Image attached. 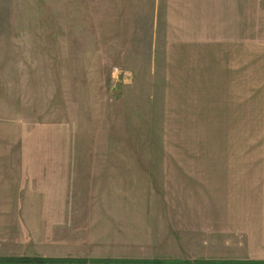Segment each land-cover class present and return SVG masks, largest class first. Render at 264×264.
I'll list each match as a JSON object with an SVG mask.
<instances>
[{
  "label": "rangeland",
  "instance_id": "1",
  "mask_svg": "<svg viewBox=\"0 0 264 264\" xmlns=\"http://www.w3.org/2000/svg\"><path fill=\"white\" fill-rule=\"evenodd\" d=\"M184 1L0 0V258L257 264L226 251L231 64Z\"/></svg>",
  "mask_w": 264,
  "mask_h": 264
},
{
  "label": "crops",
  "instance_id": "2",
  "mask_svg": "<svg viewBox=\"0 0 264 264\" xmlns=\"http://www.w3.org/2000/svg\"><path fill=\"white\" fill-rule=\"evenodd\" d=\"M183 3L184 8H175L179 16L174 17V9L168 14L170 23L183 26L181 18L190 17L199 27H213V43L225 48L224 56L231 64L224 75V117L237 128L233 131L235 141L227 142L224 157L226 251L234 261L264 264V124L249 127V131L245 127L251 121L264 122V0ZM251 57L261 59L255 72H251ZM251 82L258 92L255 118L249 114ZM230 133L226 130L227 140Z\"/></svg>",
  "mask_w": 264,
  "mask_h": 264
},
{
  "label": "trees",
  "instance_id": "3",
  "mask_svg": "<svg viewBox=\"0 0 264 264\" xmlns=\"http://www.w3.org/2000/svg\"><path fill=\"white\" fill-rule=\"evenodd\" d=\"M201 264V262L172 261L165 259L133 258H52L42 256H22L0 258V264ZM252 263V262H247Z\"/></svg>",
  "mask_w": 264,
  "mask_h": 264
}]
</instances>
